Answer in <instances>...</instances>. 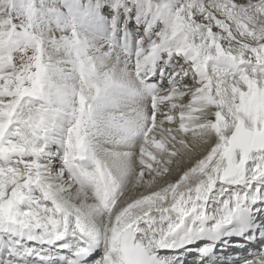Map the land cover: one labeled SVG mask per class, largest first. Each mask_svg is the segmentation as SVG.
<instances>
[{
	"label": "snow or ice",
	"instance_id": "snow-or-ice-1",
	"mask_svg": "<svg viewBox=\"0 0 264 264\" xmlns=\"http://www.w3.org/2000/svg\"><path fill=\"white\" fill-rule=\"evenodd\" d=\"M0 264H264V0H0Z\"/></svg>",
	"mask_w": 264,
	"mask_h": 264
}]
</instances>
